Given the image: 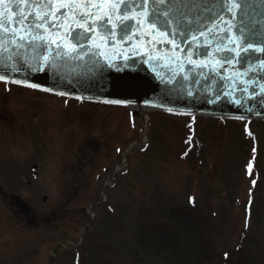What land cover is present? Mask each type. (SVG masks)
<instances>
[{
	"label": "rangeland",
	"instance_id": "1",
	"mask_svg": "<svg viewBox=\"0 0 264 264\" xmlns=\"http://www.w3.org/2000/svg\"><path fill=\"white\" fill-rule=\"evenodd\" d=\"M147 113L0 81V264H264V119Z\"/></svg>",
	"mask_w": 264,
	"mask_h": 264
},
{
	"label": "water",
	"instance_id": "2",
	"mask_svg": "<svg viewBox=\"0 0 264 264\" xmlns=\"http://www.w3.org/2000/svg\"><path fill=\"white\" fill-rule=\"evenodd\" d=\"M109 2L103 3L101 14L108 10ZM15 3L16 0L9 3L8 15L16 11ZM20 7L26 5L21 3ZM147 7L152 8L151 0ZM140 11L130 10L129 15L144 23L137 25L136 20H132L133 27L123 36L115 16L112 20L117 27L112 29L111 24L108 25L115 37L100 27L102 21H97L94 31L88 32L87 39L79 43L61 30L60 37H52L61 44L64 53L55 60L56 67L51 66L55 44L51 52L47 48L21 49L19 59L9 45L10 51L2 53L3 63L21 70L13 72L10 67L0 66V74L95 99L264 117V68L260 67L264 53H241L244 59L237 63L235 53L225 50V46L235 47V43L215 39L206 44L205 37L200 35L212 28L218 14L231 18L229 13L221 12L220 0H167L157 6L151 21L158 25L159 31L150 27L151 22L146 17L139 16ZM237 11L239 14L233 21L236 27L227 36L239 35V29H243L247 43L254 48L264 47V0H247L244 10ZM71 21L70 14L66 21L69 30L83 31ZM225 27L221 23L219 29H213L217 37L224 35L220 29ZM161 32L167 36H162ZM168 40L173 42L168 43ZM218 47L220 51L216 50ZM10 55L13 59L8 60ZM37 56L38 60L33 59ZM44 56L49 57L48 63L43 61ZM227 59H232L233 63H227ZM30 64L41 70L31 71ZM249 68L257 70L247 71Z\"/></svg>",
	"mask_w": 264,
	"mask_h": 264
},
{
	"label": "snow or ice",
	"instance_id": "3",
	"mask_svg": "<svg viewBox=\"0 0 264 264\" xmlns=\"http://www.w3.org/2000/svg\"><path fill=\"white\" fill-rule=\"evenodd\" d=\"M11 0H0V66L10 67L11 71L18 72L20 67L14 65H7L3 63L2 53L9 52L11 45V51L15 54L17 59L20 57V50L31 48L33 50L47 48L50 52L53 51L52 45L55 44V56L52 57L51 66L56 67L55 60L58 57L64 55L61 51V44H57L53 36L60 37L61 30L67 35L71 36L73 40L79 43L81 40L87 39V33L94 31L97 21H102L100 27L107 30L110 36L115 37V32L108 29V25L111 24L112 29L117 27V24L113 22L112 17L115 16L119 22L122 36L129 32L130 28L133 27L131 24L132 20H136V17L130 16L129 11L141 9L139 12L140 17H146L147 21H153V16L156 15L157 6L164 5L167 0H151L152 8L149 9L147 6L149 0H98L97 3H93V0H16L15 8L16 11L12 12V15H8L11 11L9 3ZM109 2L107 11L101 14L100 9L103 3ZM26 5V7H20V4ZM247 0H220L221 12H227L230 14V19H226L224 15L218 14L215 23L212 28H208L207 31H202L201 36L205 37L206 44H211L213 40L219 39L221 41L227 39L229 44L235 43V47L225 46V50L229 53H235L239 63L244 57L241 53L248 54L250 52L264 53V47L254 48L251 43H247V37L243 29H239V35L228 37L227 33L232 32L236 25L233 21L238 16V11L244 10V5ZM134 6V7H133ZM95 10V11H93ZM72 15V24L76 27L83 29V31L69 30L66 21L69 15ZM168 15L167 12L164 13ZM78 17V18H77ZM107 17V19H105ZM89 21L91 23L89 24ZM144 23V20H136V24L140 25ZM223 23L226 25L225 28L220 29L224 33L217 37L216 32L213 29H219V25ZM150 27L159 31L158 25L155 22L150 23ZM162 36H167V33L161 32ZM131 39V36L127 37ZM196 39V37H193ZM168 43H172V40H168ZM243 45V47H241ZM83 45H81V48ZM240 51H237V49ZM220 51L218 47L216 49ZM206 54V53H205ZM8 60L13 59L10 55ZM33 59H39L34 57ZM43 61L49 62V57L44 56ZM227 63L232 64V59H227ZM31 71L36 72L41 69L34 64H30ZM260 67L264 68V62L261 63ZM256 68H249L247 71H256ZM247 71L244 73L247 74ZM0 81L9 82L5 75L0 74ZM11 83L23 84L24 81L13 79ZM27 87H38L35 84H25ZM112 103H120L119 101H112ZM239 103V101H237ZM172 111L171 109H168ZM251 135V133H249ZM191 141V137H189ZM187 154V153H185ZM251 175V163L248 166ZM255 184V180L252 181ZM189 202L194 205V198L190 197ZM215 215V213H214ZM248 217L245 216V228L248 227ZM227 253L225 256L227 257Z\"/></svg>",
	"mask_w": 264,
	"mask_h": 264
},
{
	"label": "flooded vegetation",
	"instance_id": "4",
	"mask_svg": "<svg viewBox=\"0 0 264 264\" xmlns=\"http://www.w3.org/2000/svg\"><path fill=\"white\" fill-rule=\"evenodd\" d=\"M27 182H28V183H31L32 181L29 179V180H27Z\"/></svg>",
	"mask_w": 264,
	"mask_h": 264
},
{
	"label": "bare ground",
	"instance_id": "5",
	"mask_svg": "<svg viewBox=\"0 0 264 264\" xmlns=\"http://www.w3.org/2000/svg\"><path fill=\"white\" fill-rule=\"evenodd\" d=\"M142 109H143V111H145L146 109L145 108H143V107H141Z\"/></svg>",
	"mask_w": 264,
	"mask_h": 264
}]
</instances>
